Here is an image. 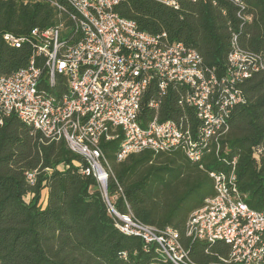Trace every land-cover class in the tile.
Returning <instances> with one entry per match:
<instances>
[{"label":"built area","instance_id":"obj_1","mask_svg":"<svg viewBox=\"0 0 264 264\" xmlns=\"http://www.w3.org/2000/svg\"><path fill=\"white\" fill-rule=\"evenodd\" d=\"M62 1L50 0L58 11L51 27L2 35L9 46L26 48L29 60L25 68L0 75V125L13 114L48 141H64L87 163L86 168L77 161L73 165L98 181L116 228L154 246L165 261L264 264V212L244 201L236 181V157L223 156L228 148L221 145L231 113L244 102L241 84L264 69L260 56L242 49L233 34L227 69L218 75L204 66L195 49L169 42L164 33L141 31L135 21L115 13L122 0ZM155 1L178 8L181 0ZM237 16L251 20L240 12ZM168 96L174 110L163 109ZM119 136L118 162L142 150H180L192 162L212 153L227 166L225 172H209L214 194L189 214L184 229L191 244L205 246L204 252L221 242L228 246L226 254L196 261L175 228L144 224L109 203L111 169L100 143ZM262 155L264 146H255L253 158L259 162ZM35 174L26 173L28 183H34ZM45 200L41 193L38 203Z\"/></svg>","mask_w":264,"mask_h":264},{"label":"trees","instance_id":"obj_2","mask_svg":"<svg viewBox=\"0 0 264 264\" xmlns=\"http://www.w3.org/2000/svg\"><path fill=\"white\" fill-rule=\"evenodd\" d=\"M237 1L181 0L173 8L155 0H122L114 11L135 21L141 31L164 33L169 42L195 49L207 69L222 75L233 34L242 49L259 55L264 64V0ZM238 12L250 15L251 20L243 22ZM57 17L50 0H0V75L25 68L29 60L26 48L9 46L2 35L22 36L34 27L46 29ZM240 87L244 102L228 119L221 140L228 152L223 156L236 157V181L244 201L264 212V155L259 162L252 156L255 146H264V69ZM173 103L168 96L163 109L174 110ZM120 140L121 136L100 143L111 169L106 186L109 203L144 224L175 228L196 261L206 263L215 260V253L226 254L228 246L221 242L208 245L204 252L205 246L191 244L184 229L189 214L214 194L209 172H225L227 166L212 153L200 163L192 162L180 150H142L118 162L115 153ZM74 161L87 167L84 158L71 152L64 141H48L13 114L3 118L0 264H171L154 246L116 228L98 181L80 173ZM59 164L69 167L61 170ZM32 171L35 181L30 184L26 173ZM43 190L46 200L39 204Z\"/></svg>","mask_w":264,"mask_h":264},{"label":"rangeland","instance_id":"obj_3","mask_svg":"<svg viewBox=\"0 0 264 264\" xmlns=\"http://www.w3.org/2000/svg\"><path fill=\"white\" fill-rule=\"evenodd\" d=\"M41 193H42V195H43V198H44V196L46 195V191H45V190H43Z\"/></svg>","mask_w":264,"mask_h":264}]
</instances>
